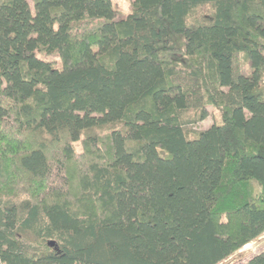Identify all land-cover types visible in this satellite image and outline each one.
I'll use <instances>...</instances> for the list:
<instances>
[{
	"label": "trees",
	"instance_id": "1",
	"mask_svg": "<svg viewBox=\"0 0 264 264\" xmlns=\"http://www.w3.org/2000/svg\"><path fill=\"white\" fill-rule=\"evenodd\" d=\"M131 6L0 0V264H220L264 235V0Z\"/></svg>",
	"mask_w": 264,
	"mask_h": 264
},
{
	"label": "rangeland",
	"instance_id": "2",
	"mask_svg": "<svg viewBox=\"0 0 264 264\" xmlns=\"http://www.w3.org/2000/svg\"><path fill=\"white\" fill-rule=\"evenodd\" d=\"M114 6L116 8L115 17L121 18L127 15L131 9V0H114ZM244 68H247L245 65ZM215 118V112L212 107H209V115L208 117L196 123L193 127L196 129H202L209 127ZM264 249V235L256 239L255 241L248 243L239 251L231 255L229 258L221 262L220 264H241L250 256L259 253Z\"/></svg>",
	"mask_w": 264,
	"mask_h": 264
},
{
	"label": "water",
	"instance_id": "3",
	"mask_svg": "<svg viewBox=\"0 0 264 264\" xmlns=\"http://www.w3.org/2000/svg\"><path fill=\"white\" fill-rule=\"evenodd\" d=\"M51 245H53V242H50Z\"/></svg>",
	"mask_w": 264,
	"mask_h": 264
}]
</instances>
